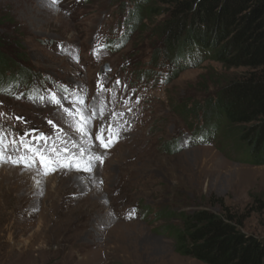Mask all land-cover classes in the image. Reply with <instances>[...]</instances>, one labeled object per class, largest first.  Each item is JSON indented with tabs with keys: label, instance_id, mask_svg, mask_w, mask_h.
<instances>
[{
	"label": "rangeland",
	"instance_id": "obj_1",
	"mask_svg": "<svg viewBox=\"0 0 264 264\" xmlns=\"http://www.w3.org/2000/svg\"><path fill=\"white\" fill-rule=\"evenodd\" d=\"M173 1L180 0H146L136 17L132 0H0L1 47L25 77L15 92L0 93V125L30 132L27 139L46 134L57 147L62 129L65 140L79 143L63 108L83 99L77 106L84 114L96 113L92 154L103 158L93 162L73 148V163L88 162L91 170L46 176L0 164V264H202L175 252L173 234L203 210L264 238V166L241 162L234 140L218 136L222 118L210 108L245 71L212 58L241 29H222L210 57L193 47V57L179 51L174 65L161 33ZM222 8L219 0L214 12ZM101 126L102 138L115 140L107 148L95 138ZM12 170L30 181L11 179ZM9 181L25 193L4 190Z\"/></svg>",
	"mask_w": 264,
	"mask_h": 264
},
{
	"label": "trees",
	"instance_id": "obj_2",
	"mask_svg": "<svg viewBox=\"0 0 264 264\" xmlns=\"http://www.w3.org/2000/svg\"><path fill=\"white\" fill-rule=\"evenodd\" d=\"M132 1L135 2L133 15L135 13L136 17H140L143 10H146L143 9L146 0ZM217 1L219 0L173 1L171 17L161 26V33L166 36L165 44L170 60L179 66V51V55L183 56L182 51L187 50L189 58L199 52L210 57V41L215 43L216 35H220L222 29L225 30L222 33L224 34L239 26L238 30L241 29V32L236 40L232 44L221 45L212 58L225 66L230 64L245 71L217 94L213 103H210V108L219 114L218 118H222L218 136L234 140L233 145L240 147L239 153L242 157L239 159L243 164L262 167L264 0H220L223 7L220 14L214 12ZM247 6L249 9H246ZM155 12L152 8L144 11V15ZM189 24L192 25L191 28H187ZM128 27L130 30L129 23ZM183 33L186 35L185 40L180 39ZM193 47L196 49L194 54ZM16 64L17 61L1 47L0 40V88L4 92H15L13 90L17 87H22L25 77H20L15 71ZM173 237L177 254L202 264H264V238L243 235L232 225L206 210L195 212L183 219L182 229L175 232Z\"/></svg>",
	"mask_w": 264,
	"mask_h": 264
},
{
	"label": "snow or ice",
	"instance_id": "obj_3",
	"mask_svg": "<svg viewBox=\"0 0 264 264\" xmlns=\"http://www.w3.org/2000/svg\"><path fill=\"white\" fill-rule=\"evenodd\" d=\"M52 5L58 3V0H50ZM94 51V55H95ZM119 83V82H118ZM0 93H5L2 88H0ZM99 94V93H98ZM16 99H21V95H17ZM29 100L33 98L28 97ZM43 99V98H41ZM51 101L53 103L59 104V97L55 94L52 95ZM84 103L83 99L72 101L73 108H63V112L70 118V127L73 128L79 137V143L73 139L68 138L67 140L61 135L62 129H57V139L60 141L61 147H57L56 142L50 140L49 136L41 133L39 136H32L31 139H27L30 135V132H25L24 134H18L12 132L9 129H5L3 125H0V164L9 163L14 167L22 166L26 171L35 170L37 175H49L51 172H55L60 169H68L69 171L75 168L77 171H90L92 164L84 162L83 165L80 163H73L75 154L72 153L73 148L79 149V156H84L86 153L91 154L90 159L94 161H100L103 163V158L99 155L92 154V132L90 129L91 121L94 119L96 113L93 112L91 116L85 115L84 113L87 109L78 107L77 105H82ZM102 111V107H101ZM5 114L0 113V117H3ZM16 120L24 121L23 117H15ZM49 124L53 128H57L52 121H49ZM35 131V130H32ZM105 132V127L101 126L99 132L96 133V140L100 141L102 147H109L112 143L115 142L114 138L109 135L107 138H102V134ZM12 135L15 137L12 140H7L6 136ZM118 137V131H117ZM71 144V147L68 145ZM12 152H16L18 155H11ZM54 153L56 159H53L49 153ZM60 153H68L69 155L61 156ZM37 161L39 163H37ZM40 183L39 180L36 182Z\"/></svg>",
	"mask_w": 264,
	"mask_h": 264
},
{
	"label": "bare ground",
	"instance_id": "obj_4",
	"mask_svg": "<svg viewBox=\"0 0 264 264\" xmlns=\"http://www.w3.org/2000/svg\"><path fill=\"white\" fill-rule=\"evenodd\" d=\"M114 131V130H113ZM10 169V170H9ZM8 171H11V168H8L7 169ZM3 170V168H0V175L2 176V174H5L6 172ZM12 174H14V175H12L10 178L11 179H17V180H21V179H23V180H26V181H30V179H31V176H28V175H24V176H19L18 174H17V172H15V171H13L12 170ZM0 176V177H1ZM10 178L9 177H7L6 179H8V180H10ZM13 182L12 181H9V182H3V184H2V186H3V189L4 190H12L13 191V193L14 192H21L22 194L23 193H25V190L22 188L21 189V187H20V185H17V184H12ZM27 190V189H26ZM3 191V190H2ZM28 191V190H27ZM1 192V191H0ZM18 195V194H17ZM1 199H3V198H0V200Z\"/></svg>",
	"mask_w": 264,
	"mask_h": 264
},
{
	"label": "water",
	"instance_id": "obj_5",
	"mask_svg": "<svg viewBox=\"0 0 264 264\" xmlns=\"http://www.w3.org/2000/svg\"><path fill=\"white\" fill-rule=\"evenodd\" d=\"M107 68V67H106Z\"/></svg>",
	"mask_w": 264,
	"mask_h": 264
}]
</instances>
